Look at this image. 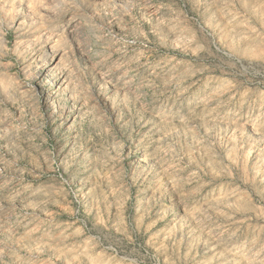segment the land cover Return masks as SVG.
I'll use <instances>...</instances> for the list:
<instances>
[{
	"label": "rangeland",
	"instance_id": "374dc122",
	"mask_svg": "<svg viewBox=\"0 0 264 264\" xmlns=\"http://www.w3.org/2000/svg\"><path fill=\"white\" fill-rule=\"evenodd\" d=\"M0 264H264V0H0Z\"/></svg>",
	"mask_w": 264,
	"mask_h": 264
}]
</instances>
